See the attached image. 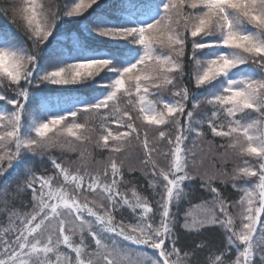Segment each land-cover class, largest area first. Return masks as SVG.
<instances>
[{
  "label": "snow or ice",
  "instance_id": "6c2138e0",
  "mask_svg": "<svg viewBox=\"0 0 264 264\" xmlns=\"http://www.w3.org/2000/svg\"><path fill=\"white\" fill-rule=\"evenodd\" d=\"M112 8L0 6L13 24L0 28V178L24 168L0 196V264H200L206 244L184 251L178 225L223 230L210 264H264V0ZM206 140L221 160L212 173L196 165ZM133 143L146 186L122 170ZM197 180L208 198L181 216Z\"/></svg>",
  "mask_w": 264,
  "mask_h": 264
},
{
  "label": "trees",
  "instance_id": "16d2710c",
  "mask_svg": "<svg viewBox=\"0 0 264 264\" xmlns=\"http://www.w3.org/2000/svg\"><path fill=\"white\" fill-rule=\"evenodd\" d=\"M42 2L45 3L46 7L49 5H55L59 2V0H42ZM101 3H105L106 0H100ZM113 4L112 9H105L107 12H113L115 9V2L116 0H111ZM11 3V0H0V6L7 7ZM95 7V6H94ZM91 11V10H90ZM11 12L9 11V14L6 16L2 12H0V28H12L13 24L10 19ZM82 19V18H77ZM58 29L60 28V25L58 24ZM78 26L74 24H69L66 26V30L71 31L73 29H76ZM56 33L54 32V35ZM17 42H22L24 37L22 35V32H17ZM51 40V38H50ZM47 45H45L46 47ZM51 87H57V86H51ZM83 115V114H82ZM209 139L213 141H219L220 138L216 137L213 138L209 136ZM197 156H196V165L198 169L202 172H208L212 173L215 172L216 169L221 167V160L218 155V152L215 148V143L209 144L208 141H204L200 143V145L196 148ZM58 158H64L66 156H71L72 158H75V154H69V153H60L56 152L54 153ZM144 150L142 145L133 143L130 145L124 153L120 154L119 159L123 162V171L125 173V177L127 179H133L134 182L137 185L146 186L147 181L140 171L142 169L143 165L141 164V160L143 158ZM93 156L96 159L103 160L104 162L107 161V153H105L103 156L99 154V150L93 151ZM29 166H34L37 170L39 169V161L37 158H30V164ZM24 176V168L22 167H14L13 169L9 170V172L5 175V177L0 178V196L3 195V189L5 187V181L11 186V188H14L15 185L20 182L23 179ZM200 181H193L192 184H186V187L192 188L194 186V192L191 199V203H184L181 208V216L184 211L187 210L188 207H191L194 204L202 203L204 198H208V193L205 189L200 187ZM219 186V185H218ZM11 190V189H10ZM223 191H226L230 197L237 198V193L234 189H232L230 186H228L227 189L222 188ZM148 192L151 190L148 189ZM3 216L0 215V229H2L5 224L3 223ZM177 231L179 233V244L182 246L184 251H189L191 255V251L195 246L200 243L204 242L206 244V248L199 252V260L200 264H210V261L208 258L214 254H218V250L224 246H226V237L223 234V230L220 229L218 226H208L206 229L202 230L201 233H187L186 230H183L179 228V225L177 226ZM233 254L235 253V250L233 249ZM234 258V255H233ZM256 264H259V261H256Z\"/></svg>",
  "mask_w": 264,
  "mask_h": 264
}]
</instances>
